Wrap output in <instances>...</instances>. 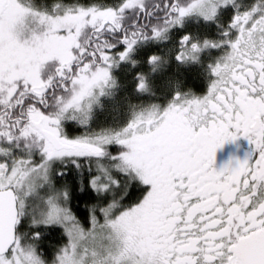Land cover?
<instances>
[{"label": "flooded vegetation", "instance_id": "1", "mask_svg": "<svg viewBox=\"0 0 264 264\" xmlns=\"http://www.w3.org/2000/svg\"><path fill=\"white\" fill-rule=\"evenodd\" d=\"M18 1L4 2L0 51L10 45L2 28ZM108 5L115 4L75 8ZM123 12L120 22L91 27L88 41L55 61L44 81L21 86L0 76V171L21 153L34 158L37 141L51 160H65L68 151L99 157L73 142L101 129L99 112L83 134L62 113L80 68L108 69L103 92L124 89L121 112L135 101L143 105L135 111L147 114L143 195L129 206L110 204L120 212L144 205V215L126 245L116 239L112 264H148L150 250L154 264H264V0H142ZM43 131L70 149L54 148ZM153 153L157 165L148 163ZM86 264H99L98 257Z\"/></svg>", "mask_w": 264, "mask_h": 264}, {"label": "rangeland", "instance_id": "2", "mask_svg": "<svg viewBox=\"0 0 264 264\" xmlns=\"http://www.w3.org/2000/svg\"><path fill=\"white\" fill-rule=\"evenodd\" d=\"M141 2L142 0H118L115 5L94 9L82 10L58 5L39 10L33 8L28 1L19 0L14 20L11 22V19H8L2 28L3 34L7 33L4 37L7 41L10 40V45L0 51V76L10 80L14 77L19 80L21 86L44 81L55 61L67 58L74 48H78L82 38L88 41V30L91 27L106 20L117 22L125 16L123 11L137 10ZM113 57L111 56V62ZM79 70L80 76L74 75L71 83L69 82L71 86L63 117L66 115L67 123L78 127L83 134L92 132L90 126L93 115L96 114L93 113L95 110L99 112L95 117H99L97 120L101 122V129L95 130L89 137L84 135L85 138L73 142L84 147L86 154L91 153L90 148L98 149L100 153L102 149L114 143L125 148V143L129 150H138L135 157L130 156L129 163L134 165L139 176L146 177L148 167L144 162L146 154L143 155L146 150L140 139L143 135L141 121L147 114L142 116L141 112L135 111H139V107L143 105L134 104L135 101H132L131 107L121 112V99L123 94L127 96L128 93L124 92V89L121 90V95L103 92L108 69L94 70L85 65ZM140 86V81L132 83L131 94L136 96L141 93ZM100 91L103 96L97 94ZM123 100L126 98L123 97ZM99 101H104V104ZM124 123V128L118 131ZM56 131L54 128L51 130L52 133ZM25 148L28 147L24 146L23 149ZM34 148L39 152H36L35 156L39 155L40 161L35 163L36 157L33 158V153L27 156L24 152L14 167L7 168L4 173L0 171V190L11 188L14 191L18 210L16 241L7 255L0 256V264H86L93 257H98L99 264H112L113 259L118 256L114 251L116 239L121 245H126L131 230L144 215V205L121 212L118 206L108 205L97 209L101 216L100 221L91 216L88 226L83 227L70 213L68 189L54 181V163L59 160H51L45 146L38 141ZM81 152L85 153V150ZM156 158L154 153L151 154L148 163L157 165ZM65 170L67 172V169ZM101 173L103 171L91 180L90 185L100 193L110 192L107 189L110 188L109 184L103 185L100 182L104 174ZM30 226H53L62 231L64 245L59 246L48 261L38 259L33 246L31 248L26 244L27 235H22L21 232ZM148 253L149 255H145L148 264H154L150 257L151 250ZM129 257L131 258V253L126 256ZM138 261L132 260V264H139Z\"/></svg>", "mask_w": 264, "mask_h": 264}, {"label": "trees", "instance_id": "3", "mask_svg": "<svg viewBox=\"0 0 264 264\" xmlns=\"http://www.w3.org/2000/svg\"><path fill=\"white\" fill-rule=\"evenodd\" d=\"M33 8L46 10L52 6L77 7L91 4L97 1L99 5L114 4L118 0H25ZM26 147L22 145L21 148ZM25 148L24 150H27ZM121 145H110L102 149L100 156L96 158L79 157V153L68 151L65 160L54 163L55 182L58 185L66 186L68 189V207L73 217L84 227L89 224L91 216H95L100 221L98 212L113 202L121 203L122 206H129L138 201L144 192L142 177L136 173L134 165L129 163L130 156L138 154L137 149L126 150ZM129 150V152H127ZM39 153V152H38ZM87 155V154H85ZM36 162L40 161V156L36 155ZM127 166V168H125ZM67 169V172L66 170ZM129 171L128 174L125 173ZM100 180L103 185H108L110 192L100 193L90 185L92 179L102 172ZM66 172V174H64ZM115 180L116 185L113 184ZM113 184V185H112ZM98 209V210H97ZM18 224L16 227L17 233ZM23 233V234H22ZM22 235H27L26 244L34 248V252L42 257L43 261L51 259V252L62 245L65 241L62 231L53 226H33L28 227ZM50 254V255H49Z\"/></svg>", "mask_w": 264, "mask_h": 264}, {"label": "water", "instance_id": "4", "mask_svg": "<svg viewBox=\"0 0 264 264\" xmlns=\"http://www.w3.org/2000/svg\"><path fill=\"white\" fill-rule=\"evenodd\" d=\"M5 0H0V16L4 9ZM45 136L54 148L70 149L69 146L59 145L57 139L50 133L43 131ZM18 210L15 193L11 188L0 190V256L6 255L16 241V224Z\"/></svg>", "mask_w": 264, "mask_h": 264}]
</instances>
